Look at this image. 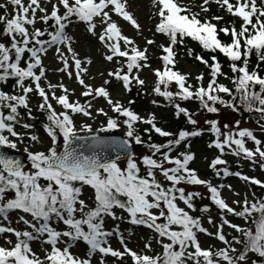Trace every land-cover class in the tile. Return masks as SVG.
<instances>
[{
	"label": "snow or ice",
	"instance_id": "6c2138e0",
	"mask_svg": "<svg viewBox=\"0 0 264 264\" xmlns=\"http://www.w3.org/2000/svg\"><path fill=\"white\" fill-rule=\"evenodd\" d=\"M151 2L156 22L149 29L151 38L144 37V47L126 35L119 23L122 18L138 35L143 34L129 10V0H7L0 4L4 10L0 14V86L13 81L10 91L0 87V264H108L109 258H115L116 264H125L126 258L131 264H264V195L252 191L230 204L223 196L225 189L236 197L241 194L231 184L219 182L235 176L249 187L264 190V180L231 171L223 158L227 149L264 170V139L250 128H241L239 120L234 130L228 123L221 126L218 119L206 118L207 131L214 136L208 147L219 152L209 164L216 183L191 167L196 154L190 142L206 130L200 127L198 113L219 114L222 107L238 112L243 106L249 113H258L256 123L264 134V0H202L199 12L182 0ZM212 3L232 21L220 26L224 16L202 15ZM79 24L98 40L104 60L116 65L101 85L86 82L92 58L81 56L73 47L77 41L69 29ZM221 33L228 39H222ZM157 34L166 42L157 44ZM186 38L210 54L205 58L186 48V54L208 70L195 76V83L189 82L190 73L176 69L177 46H183ZM151 45L160 49L162 62L152 69L151 92L166 104L151 102L172 107L174 116L183 117L191 129L168 131L158 126L155 113L141 116L131 107L134 100L125 105L109 91L112 79L129 93L133 86L145 88L140 74L152 68ZM49 50L59 64L54 71L64 74L56 83L48 79L44 64ZM217 54L229 61L232 75L223 71ZM64 76L80 86L79 96L64 83ZM33 95L38 98L37 110L46 115L42 127L49 144L43 150L30 147L42 141L31 131L35 125L25 120L35 119ZM98 98L107 103L112 115L104 107H94ZM184 101L198 102V111L183 106ZM76 115L93 122L97 116L104 119L94 128L86 121L77 125ZM140 123L150 126L143 129L149 133L147 139L138 130ZM17 126L26 131H18ZM121 128L124 138L112 135ZM152 132L165 141H153ZM248 141L253 147H248ZM20 144H25L27 164L5 151L18 152ZM133 145L145 146L146 152L136 155ZM107 150L116 155L109 157ZM121 158L126 161L123 166ZM187 186L204 187L210 203L198 207L195 201L204 200L205 194ZM85 189L91 190V197H84ZM213 206L219 222L211 215ZM196 212L206 213L215 231H209L203 224L205 217L193 215ZM230 216L241 222H233ZM225 225L232 233H225ZM141 226L150 230L151 238H145L143 249L134 250L126 232L134 234L131 229ZM199 234L215 238L223 247H203ZM113 239L118 240L119 249L113 247ZM34 243L40 244V253ZM81 245L83 254L74 251Z\"/></svg>",
	"mask_w": 264,
	"mask_h": 264
},
{
	"label": "rangeland",
	"instance_id": "374dc122",
	"mask_svg": "<svg viewBox=\"0 0 264 264\" xmlns=\"http://www.w3.org/2000/svg\"><path fill=\"white\" fill-rule=\"evenodd\" d=\"M3 3H7V0H0V4ZM182 3L185 5H188L191 7V9L195 10V11H200V5L202 4V0H182ZM129 4H130V8L129 10L131 12L134 13L135 17L138 19V22L141 24L142 29H143V34L142 35H138L136 30L126 21H124L122 18L119 20V23L122 27L123 32L130 36L133 37L136 42L141 46L144 47L145 45V40L144 37H149L151 38L152 36V32L149 31V29H152L154 23L156 22L155 17L153 16V5L151 0H129ZM50 7V5H49ZM11 5H9V11H11ZM113 19H117V17L115 15H113ZM39 26V25H37ZM97 31H99V28H97ZM69 32L74 36L75 40L77 41L73 47L80 53L81 56H89L92 58V64L89 66V71L88 74L85 76V80L88 83L94 84V85H101L103 83V80L108 78L107 77V71L113 69L116 67V65L114 63H110L104 60L103 58V53H104V49L102 48V46L99 44L98 40L91 36L90 34H88L85 31V28L83 26V24H79V25H73L70 29ZM156 41L157 44L164 42L162 39H159L156 37ZM160 49L157 48L156 45H151L148 46V56H149V62L152 66L151 69L146 68L141 72V78L144 79L146 81V85L144 89L139 88V86H133L134 88L140 90L141 96L143 97V99L147 100V101H152L153 99L158 100L154 94H152L151 92V85L154 84V80L155 77L153 75L152 69L157 68V67H161V65L158 63L159 62V52ZM44 64L45 66L48 68V79L51 80L53 83H56L64 74L63 73H58L55 72L54 69L57 68L59 66L58 61L55 59L54 56V52L52 50H49L48 55L44 58ZM176 69L181 71L182 73H190L191 74V78L190 81L192 83V81L194 80L195 76H197L199 73L203 72L202 68H197L192 64H189L187 62H185L182 58H177V63H176ZM103 74V75H102ZM91 77H94V79H91ZM64 83L71 89V88H75L76 89V96H79V92L81 91L80 86L75 82V80H69L66 76H64ZM206 83V81H205ZM109 91L112 94L113 99H119L120 101H122L125 105H127L128 102V93L126 92L123 87L122 84L118 81H116L115 79H112V82L110 85H108ZM76 97H73V99H75ZM81 101H83L85 98L80 97ZM159 101V100H158ZM38 103V98L33 95L31 98V105L33 107V111H37L36 108V104ZM94 107L98 108V107H104L106 111H109V114L112 115L113 113H111L110 109L107 106V103L102 99V98H98L97 100L93 101ZM161 105V102H160ZM54 107L57 109V111H60V107L58 105L54 104ZM160 107L159 105H155L154 107V111L152 113H155L156 115V119H159V115L161 113V111H159L157 108ZM199 106H196V108L193 110V112H197L198 111ZM95 114V113H94ZM139 114L141 116H147L146 113L144 112H139ZM203 115L201 112L198 113V115L196 116L197 119H202ZM254 116H251V118L253 119ZM259 117V115H255L254 119H240V117H238L239 121H240V127L244 128H250V129H255V130H259L258 129V125L256 123L257 118ZM104 119L103 116H97L95 122H93L91 119L83 117L81 115H76L75 116V120L77 125H79L81 122H88V123H93V127H97L99 125V123ZM221 124L224 125L225 123H228L230 125H232L233 129L235 130V122L234 124H232V117H221ZM237 121V120H235ZM221 125V126H222ZM17 130L24 132L26 130L20 128L17 126ZM36 132L40 137H41V141L42 143H38V144H32L30 145V147L32 148V150H36V149H41L43 150L44 148H46L49 144V138L47 137L42 125L38 124L33 130ZM114 133L119 134V135H123L124 133V129L121 128L119 130H116ZM25 143H28V141L26 140ZM19 153L24 154L23 152V148L25 147V144H20L19 146ZM248 147H253V146H248ZM10 150V149H8ZM193 150L194 153L196 154V158L195 160L192 162V168L197 169L199 171L203 170L206 167V164L209 162H211L212 159H214L218 154V150L217 149H212L209 152H205V149L202 145L197 144L195 146H193ZM13 151V150H10ZM134 152L136 155H140L143 154V150L142 149H134ZM121 165L123 166L126 161L124 159L120 160ZM243 164V174L248 175V176H255L261 180H264V170H261L259 168V165H253L250 161L248 160H243L242 162ZM201 174V173H200ZM202 178H206L204 176H202V174L200 175ZM207 179H211L213 180L214 183L217 182V180L213 179V178H207ZM222 183H226V184H231L233 186V188L235 189L236 192H239L241 194L240 197H236L234 196V194L230 191H228L227 189L224 190L223 192V196L227 199V201L231 204L232 201L234 199H241L243 197V195L245 193H250L252 192L251 190H249L248 186L246 185V183L235 177V176H230L227 178H224L222 181ZM189 188V190H196L199 191L203 194H207L206 193V189L202 186H196L194 189L192 186H187ZM92 192L90 189H85L84 192V197L85 198H89L91 197ZM199 199V198H197ZM181 206H183L181 204ZM211 215L213 216L214 219L217 220V222H219L218 220V213H214L211 212ZM205 215L204 219H203V224L206 228L209 229V231H215V229L209 225L207 223V219H206ZM231 217V216H230ZM229 217V218H230ZM13 219H15V214H13ZM231 219V218H230ZM108 226L111 227L112 226V222L109 220L108 221ZM21 227H23V225H21ZM123 227L125 229H129L130 226L128 224H124ZM132 232H134V234H130L129 232H126V237L128 238V245L130 248L134 249V250H141L144 248V241L145 238H151V232L149 229L145 228V227H136V228H132L131 229ZM14 239V237H13ZM199 239L201 241V244L203 247H209V246H215V247H223V245L221 244V242H219L218 240H216L213 237H209L205 234H199ZM113 247L119 249L120 248V244L118 242V240L113 239L111 241ZM34 249L40 253L41 252V246L39 243H34L33 244ZM154 247H157L156 245H154ZM74 251H78L81 254H83L84 251V246L81 245L79 249H76ZM157 251H159V248L157 247ZM42 254V253H41ZM108 264H116L115 262V258H109L108 260ZM125 264H131V261L128 260L126 258V262Z\"/></svg>",
	"mask_w": 264,
	"mask_h": 264
},
{
	"label": "trees",
	"instance_id": "16d2710c",
	"mask_svg": "<svg viewBox=\"0 0 264 264\" xmlns=\"http://www.w3.org/2000/svg\"><path fill=\"white\" fill-rule=\"evenodd\" d=\"M191 10L194 11V12H198V11H195L193 9H191ZM3 11H4L3 9H0V14H3ZM202 15H207L209 17L212 16V15H222V16H224V21L221 22L220 26H224V24L226 22H230L233 19L229 14H227L225 11L220 9L218 7V5H216L215 3H212L210 5V11L207 14H203L202 13ZM156 37L159 38V39H162L164 42H166L165 38L163 36L157 34ZM221 38L224 39V40L228 39L222 33H221ZM189 47L194 49L195 52L202 54L205 58H208L209 55H210L207 51L202 50L197 42L192 41L190 38H186L185 39V44L183 46H177V58H182L185 62H187L189 64H192V65H194L197 68H202L203 72L207 74L208 70L205 68V66L202 63H200L199 61H196L194 58H191V57H189L186 54V48H189ZM159 52H160L159 53V55H160L161 51H159ZM217 58L220 60V62L223 65V71L228 73V75H232V73H231V71H230V69L228 67L229 61L222 54H217ZM256 62L257 61L255 59V56H253L251 58V61H250L251 66L254 67ZM158 63L160 65H162V62H161L160 59H159ZM261 74L264 75V64L261 65ZM205 81L207 82V75L205 76ZM221 82H223L225 84H228L230 87H232L230 82L228 80H224L222 77H221ZM12 83H13V81L10 80L8 82V85L0 86V87H4L5 90L10 91ZM192 83H195V80H193ZM152 87H153V85H151V88ZM172 90H175V85L174 84L172 85ZM155 97L161 102V105H165L166 104V102L163 100L162 97H159V96H155ZM128 99L135 101V103L132 104L131 107L137 113L144 112V113H146L148 115V114H150V113H152L154 111L155 105L152 104V102L143 99V97L141 96L140 90H138V89H136L134 87H133L132 91L130 93H128ZM182 103H183V106L189 108L191 111H193L196 108V106H199L198 102H194V101H184ZM157 109L159 111H161V113L159 115V119H157L158 126L164 128V129H166L168 131H172V132H176V131H178L181 128H189V129H191L192 126L188 125L186 123V120L183 117H181L180 119H177L174 116V109L172 107H170V106H160ZM21 112L23 113L24 110L21 109ZM201 113H202L203 117H202V119H198L200 121V127H203L206 130H205L203 135L191 138L190 142H191V151L192 152H194L193 146H195L197 144L202 145L204 147V149H205V152H209L212 149H214V148H209L208 147L209 142L212 139H214V136H213V134L211 132L207 131L208 125L205 124V119L206 118L207 119H218L221 122V120H220L221 117H230V118L232 117V119H233L232 120V124H234L235 120L239 119L238 117H240V119L241 118L242 119L248 118V119L253 120L255 115H259L258 113H254V112L253 113H249V112L245 111L243 106L240 107V111H238V112H233L232 110H230L228 108H223L222 107L219 114H210V113H206V112H201ZM33 116L35 117L34 120H28L27 117H25V120L28 123L34 124L35 127L38 124L42 125L43 123L47 122L46 121V115L44 113L38 111V110L37 111H33ZM251 116H254L253 119L251 118ZM147 127H150V126L146 125V124H143V123L138 124V130L140 131V134L145 139H147L149 133L143 132V129L147 128ZM252 130L256 133V135L259 138L264 139V134H262L259 130H255V129H252ZM151 136H152V140L155 141V142H158V143H162L166 139L164 137H160L155 132H152ZM248 146H253L251 141H248ZM134 147L136 149H142L143 153L146 152V147L145 146L134 145ZM180 150H184L183 147ZM173 154L175 155L176 153L174 152ZM223 158L228 161V167L230 168L231 171L244 172L243 171L244 167H243V164H242V162L244 160L243 157L233 156L226 149L225 150V155H224ZM209 164L210 163L208 162L206 164V167L203 170H201V171L197 170V171L199 173H201L206 178H213V179L217 180V178L214 176L213 170L209 167ZM191 167H192V163H191ZM223 179L224 178L220 179L219 182H221ZM247 186H248L249 190L255 191L258 196L259 195H264V190H261L258 186H255V185H253L251 187H249V185H247ZM195 203L199 207V206H201L203 204L210 203V201L207 199V194H206L204 200L197 199L195 201ZM211 212H214L216 214L218 213L217 209L215 208V206L212 207ZM193 215H203V216H205L207 214L206 213L205 214H201L199 212H196V213H193ZM230 218L233 220V222H241L237 218H234V217H230ZM224 231L227 234L232 233V230L229 229L227 225H225Z\"/></svg>",
	"mask_w": 264,
	"mask_h": 264
},
{
	"label": "water",
	"instance_id": "95a60500",
	"mask_svg": "<svg viewBox=\"0 0 264 264\" xmlns=\"http://www.w3.org/2000/svg\"><path fill=\"white\" fill-rule=\"evenodd\" d=\"M112 135H115V136H117V137H120L121 139L124 138V137L121 136V135H116V134H112ZM132 150L134 151V147H133ZM5 151L9 152V154H13V155L17 156V157L20 158L22 161H24L25 164H27V161H26V159H25V156L22 155L21 153H19V152H14V151H8L7 149H6ZM106 154H107L109 157H114V156L116 155V154L113 153L111 150H107ZM121 156L123 157V154H121ZM121 159H123V158H121Z\"/></svg>",
	"mask_w": 264,
	"mask_h": 264
}]
</instances>
